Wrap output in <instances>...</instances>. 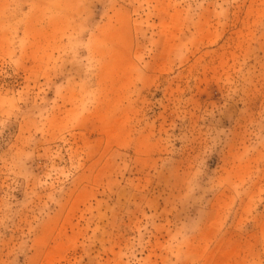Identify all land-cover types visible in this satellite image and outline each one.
Wrapping results in <instances>:
<instances>
[{"label": "rangeland", "instance_id": "1", "mask_svg": "<svg viewBox=\"0 0 264 264\" xmlns=\"http://www.w3.org/2000/svg\"><path fill=\"white\" fill-rule=\"evenodd\" d=\"M0 264H264V0H0Z\"/></svg>", "mask_w": 264, "mask_h": 264}]
</instances>
